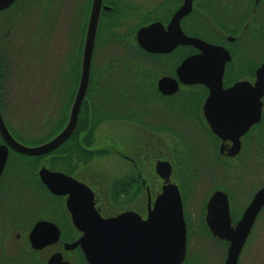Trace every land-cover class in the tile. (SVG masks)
<instances>
[{"label":"flooded vegetation","instance_id":"af4514ba","mask_svg":"<svg viewBox=\"0 0 264 264\" xmlns=\"http://www.w3.org/2000/svg\"><path fill=\"white\" fill-rule=\"evenodd\" d=\"M74 1L76 47L67 55V37L58 41L63 128L81 87L91 15L101 3L78 128L46 154L27 155L9 146L0 175V264H50L53 257V264L121 259L124 264H162L163 233L170 229L163 227L157 201L168 184L176 185L182 197L186 256L181 264H203L212 255L205 250L194 254L195 214L202 222L199 230L228 252L229 243L207 227V205L216 191H225L237 217L234 197L224 185L227 169L252 175L264 158V95L259 120L258 84L264 66V0ZM66 2L15 0L1 9L0 55L50 59L51 43L59 38L53 32L70 11L64 10ZM35 7L48 11V19L28 22L25 37L4 32L18 28L20 12ZM186 37L206 43L205 59L202 68L191 63L180 73L186 61L203 52ZM32 69L35 75L41 71ZM198 70L202 76L195 75ZM13 136L29 147L50 141L31 146L26 140L33 137ZM1 145H7L2 135ZM158 166L170 171L169 183ZM202 173L214 180L202 184ZM262 186L264 181L250 202ZM159 208L153 228L150 215ZM120 216L123 225L116 228L123 234L122 245L89 238L109 233L108 222ZM116 246L123 247V254L109 251Z\"/></svg>","mask_w":264,"mask_h":264},{"label":"rangeland","instance_id":"374dc122","mask_svg":"<svg viewBox=\"0 0 264 264\" xmlns=\"http://www.w3.org/2000/svg\"><path fill=\"white\" fill-rule=\"evenodd\" d=\"M74 3V0H67L64 10L69 9L70 11H63L65 13H63L60 23L57 25L58 27L53 32L54 36H59V38L56 43L53 41L51 43L50 59H41L38 62L29 59L27 55L23 58L13 59L0 55L1 69H3L0 99L4 116L12 133L14 135H29L30 139L33 137L32 140L34 135L41 137L46 135L40 140H26V143L31 146L53 139L63 127L61 106L63 99L58 84L59 57L60 53L62 54V48L59 46L60 43L58 41L60 36L61 38L67 37L63 48L66 50L65 54L67 55L72 53L76 47ZM20 17V21L22 19L23 23L18 28L13 26L5 29L4 32L9 33L11 36L25 37L27 35L28 22L34 21V19L38 20V22L48 19V11L35 7L20 12ZM43 23H46V21ZM3 43L5 41L1 39L2 47L4 46ZM35 67L41 70L37 75L33 73L32 68ZM263 161L264 158L260 161L259 170L252 173V175L248 173L242 174L232 168L227 169V179L224 185L229 188L234 197L232 206L236 214H238L237 217L241 216L242 211L250 203L251 194L264 181ZM200 179L203 182L202 184H208L212 182L211 180H214V178H209L204 173H202ZM205 193L207 192L205 191ZM197 195L199 200H203L201 194L198 193ZM195 216L194 226L198 231L196 230L194 235V254L202 250H205V252L209 251V253L212 252V255L210 257L209 254L208 256L206 255L203 259V264H224L227 257L226 246L209 239V235L206 232L199 230L203 227L201 225L202 222L199 220L198 214H195ZM239 264H264V212L253 229L247 246L240 257Z\"/></svg>","mask_w":264,"mask_h":264},{"label":"water","instance_id":"95a60500","mask_svg":"<svg viewBox=\"0 0 264 264\" xmlns=\"http://www.w3.org/2000/svg\"><path fill=\"white\" fill-rule=\"evenodd\" d=\"M15 0H0V10L10 6ZM101 14V3L98 7L95 5L94 10L91 15V20L89 23L88 34L85 44L84 51V67H83V77L81 82L80 90L77 93L75 101L71 108L70 118L67 126L52 140L44 145L37 147H29L18 142L11 133L8 125L3 117L0 108V135L3 136L7 145L0 146V175L4 170L8 153L9 146L18 152L27 155H42L54 151L59 148L64 142H66L76 131L79 121V114L83 105L84 100L87 96V90L89 87L90 79V61L94 50V44L97 37L98 26ZM145 32V31H144ZM143 31L140 32V36L144 34ZM185 42L194 44L196 47L201 49L202 54L195 56L194 58L186 61L180 68V73L186 70L188 67H192L193 63H196L198 67H203V61L205 59V45L206 43L198 38H184ZM182 41L180 40V43ZM192 63V65H191ZM195 64V65H196ZM202 70H198L195 75L202 76ZM259 120L261 118V98L264 95V66L259 70ZM161 167L158 166V173L169 183L170 181V171H161ZM51 175L63 177L68 181L73 179L67 177L63 174L52 173ZM58 177V178H59ZM52 190L56 191L57 187L51 185ZM162 204V220L163 227L169 228L170 233L164 231L163 233V249H162V264H181L186 256V226L183 215V205L182 197L180 191L176 185L168 184L164 188V193L162 198L157 201V204ZM264 208V187L258 190L250 203V205L245 210L242 218L236 225H233V220L231 216L230 200L229 196L224 191H217L213 194L209 200L207 206V225L212 232V234L222 240H226L230 243L228 249V256L225 264H238L240 255L244 246L246 245L248 238L251 235L252 229L256 223V220ZM160 208L156 214L154 210L150 215V223L152 227L155 226L156 218L160 219ZM111 230L109 233L95 234L91 237L95 243H105L113 245L123 244V234L118 232L117 226L123 225V216L119 218L112 219L108 222ZM154 236V235H153ZM111 253L123 254V247L116 246L114 249L109 250ZM56 258L51 259V263H54ZM113 264H124L123 260H117ZM150 264V263H149Z\"/></svg>","mask_w":264,"mask_h":264}]
</instances>
